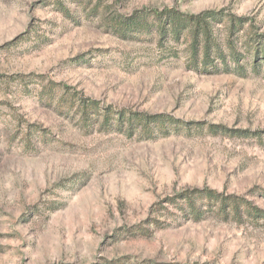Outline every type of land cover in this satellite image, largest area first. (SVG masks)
I'll use <instances>...</instances> for the list:
<instances>
[{
  "label": "rangeland",
  "instance_id": "1",
  "mask_svg": "<svg viewBox=\"0 0 264 264\" xmlns=\"http://www.w3.org/2000/svg\"><path fill=\"white\" fill-rule=\"evenodd\" d=\"M142 7L224 9L264 32V0H0V264H264V218L151 210L204 185L264 209V64L191 69L185 44L166 57L173 47L117 31ZM82 97L205 124L100 129Z\"/></svg>",
  "mask_w": 264,
  "mask_h": 264
},
{
  "label": "trees",
  "instance_id": "2",
  "mask_svg": "<svg viewBox=\"0 0 264 264\" xmlns=\"http://www.w3.org/2000/svg\"><path fill=\"white\" fill-rule=\"evenodd\" d=\"M114 25L121 35H146L156 40L157 46L166 49L173 47L166 57H179L178 45L185 44L184 49L188 51L187 66L197 71L248 76L258 72L264 64V32H257L255 24L245 22V17L235 16L224 9L189 13L176 7H142ZM77 110L83 123L93 127L99 125L100 129H117L129 135H154L156 131L169 133L180 125L191 128L192 124L201 127L205 124L183 121L166 112L150 113L104 106L99 100L90 97H82ZM209 128L215 132L262 137L259 131L251 132L248 129H229L217 124H211ZM169 206L176 207L181 216L194 221L209 215L237 221H242L245 216L264 218V209L255 206L244 195L219 191L207 185L183 188L156 201L151 210L170 213ZM150 222L157 225L161 223L155 218H151Z\"/></svg>",
  "mask_w": 264,
  "mask_h": 264
}]
</instances>
